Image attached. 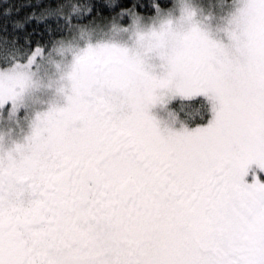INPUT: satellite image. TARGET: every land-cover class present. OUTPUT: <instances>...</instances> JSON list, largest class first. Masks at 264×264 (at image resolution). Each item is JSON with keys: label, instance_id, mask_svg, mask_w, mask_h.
<instances>
[{"label": "snow or ice", "instance_id": "obj_1", "mask_svg": "<svg viewBox=\"0 0 264 264\" xmlns=\"http://www.w3.org/2000/svg\"><path fill=\"white\" fill-rule=\"evenodd\" d=\"M0 264H264V0H0Z\"/></svg>", "mask_w": 264, "mask_h": 264}]
</instances>
